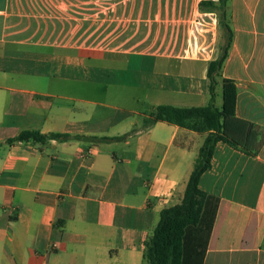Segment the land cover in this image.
Segmentation results:
<instances>
[{"label":"crops","instance_id":"0c3cea01","mask_svg":"<svg viewBox=\"0 0 264 264\" xmlns=\"http://www.w3.org/2000/svg\"><path fill=\"white\" fill-rule=\"evenodd\" d=\"M200 1L0 0V264H144V243L161 210L180 203L205 137L147 123L155 106L209 101L206 69L223 39ZM227 15L215 105L221 80L234 81L235 116L259 148L249 156L217 143L199 179L218 199L203 264H264V0H229ZM101 85L172 101L84 96ZM23 131L85 138L5 142Z\"/></svg>","mask_w":264,"mask_h":264},{"label":"trees","instance_id":"16d2710c","mask_svg":"<svg viewBox=\"0 0 264 264\" xmlns=\"http://www.w3.org/2000/svg\"><path fill=\"white\" fill-rule=\"evenodd\" d=\"M228 2L229 0H202L198 3L200 11L210 10L217 13V25L223 39L216 57L208 63L206 69L209 93L207 104L198 107L158 105L149 112L147 123L165 122L205 137L194 160L180 203L161 210L157 225L144 243V264H203L218 199L200 190L199 179L210 169L217 143L222 142L249 156L256 155L259 148V143H253L255 128L235 116L234 81L221 80V105H215V87L233 37L227 15ZM84 138L78 135L23 131L5 142H65Z\"/></svg>","mask_w":264,"mask_h":264},{"label":"rangeland","instance_id":"374dc122","mask_svg":"<svg viewBox=\"0 0 264 264\" xmlns=\"http://www.w3.org/2000/svg\"><path fill=\"white\" fill-rule=\"evenodd\" d=\"M99 87H102V85L96 86L95 89L94 88L90 89L91 87L90 88L86 87L84 96L91 98V100H96V101H138V100L151 101L150 98L152 99V101H172V94L164 93L163 97L159 99L157 95L159 94L162 95V93L153 90L151 91L141 87H125V88H121V87L116 88L114 86L109 87V89H111V92L115 91L117 93V97L114 96L116 95V93H114L113 95V93L111 92H109L108 94L107 93L101 94L102 92L99 90ZM54 89L59 90V91H55V93L63 92L61 91L63 90L61 84H54ZM148 96H150L149 99H147ZM195 101H197L199 104V102L202 100L196 99ZM140 108L144 110L146 106Z\"/></svg>","mask_w":264,"mask_h":264}]
</instances>
